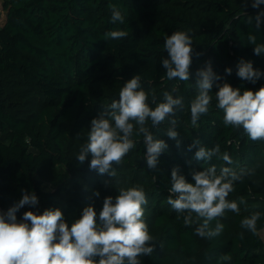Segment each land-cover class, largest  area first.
Instances as JSON below:
<instances>
[{
  "label": "trees",
  "instance_id": "1",
  "mask_svg": "<svg viewBox=\"0 0 264 264\" xmlns=\"http://www.w3.org/2000/svg\"><path fill=\"white\" fill-rule=\"evenodd\" d=\"M5 20L0 22V208L7 210L24 192L35 193L39 204L24 206L16 213L38 214L47 208H60L71 227L83 209L93 205L97 212L107 196L115 197L120 187L140 185L148 203L144 219L154 238V252L141 256V264H264V141L250 140L243 129L226 127L223 111L215 93L217 85L258 91L264 87V53L254 54L247 42L249 33L264 44V18L259 29L255 17L264 11L251 7V0H0ZM111 5L125 12V22H111ZM251 17V23L248 18ZM112 30L128 32L126 38L105 40ZM186 31L193 40L190 80L169 81L162 60L169 58L164 49L165 36ZM251 61L261 72L255 83L240 79L237 64ZM210 62L221 77L213 83L209 111L196 126L191 124L190 102L198 93L196 72ZM231 68V75L225 69ZM141 76V87L157 102L163 92L178 91L184 98L177 111V140L164 134L167 121L150 130L168 145L155 169L144 158L146 145L134 137L136 146L110 177L89 169L91 155L83 164L76 156L87 142L91 121L98 118L113 99H119L123 84L134 75ZM199 141L194 145L195 141ZM220 145L232 160L227 164L215 156L197 160L200 147ZM191 147L189 151V146ZM216 165L255 169V174L236 182L229 200L243 197L240 213L226 211L218 218L223 232L214 238L195 235V226L183 224V216L167 204L171 172L189 183L193 172ZM44 185L50 187L49 190ZM99 192V196L94 193ZM175 198V197H173ZM253 212L261 214L258 234L241 227V220ZM216 221L212 222L215 227ZM242 234V235H241ZM230 255V261L220 257Z\"/></svg>",
  "mask_w": 264,
  "mask_h": 264
},
{
  "label": "clouds",
  "instance_id": "2",
  "mask_svg": "<svg viewBox=\"0 0 264 264\" xmlns=\"http://www.w3.org/2000/svg\"><path fill=\"white\" fill-rule=\"evenodd\" d=\"M264 0H251V7L258 9ZM111 22L123 24L125 12L116 5H111ZM264 11L255 17L256 28L259 29ZM251 17L248 23H251ZM128 32L112 30L104 34L105 40H120L126 38ZM247 42L254 45V54L264 53V44L257 43V37L249 33ZM164 49L168 57L162 60L166 69L167 80H190V68L193 56V40L186 31H174L165 36ZM226 74L231 75L232 69L226 68ZM236 75L255 83L261 72L253 68L251 61L241 59L237 64ZM221 79L214 73L211 63L196 72L195 87L197 95L190 102L191 124L197 125L202 115H206L212 102L211 90L213 83ZM215 93L217 107L223 111V123L226 127L243 129L252 141H264V87L258 91L233 88L229 83L217 85ZM178 91L173 86L172 92ZM172 92L164 91L163 100L157 102L152 95L149 105V94L141 87V76L134 75L123 84L119 91V99H113L98 118L91 121L87 142L81 146L76 159L83 164L91 155L89 169L99 174L117 175L113 165H120L127 154L135 148L136 139L142 137L146 145L145 160L148 168L155 169L160 155L168 145L163 139L156 138L148 126L159 130L158 126L167 121L164 134L177 140V111L183 110L184 98L174 96ZM199 141H195L198 144ZM189 146V151L191 147ZM222 159L227 164L232 160L227 152L221 154L220 145L213 148L200 147L195 158L210 161L213 157ZM178 168L171 172L170 196L167 204L176 213L177 219L183 216L184 226H195L194 233L201 238L219 236L224 225L218 218L226 211L240 213L239 204L246 201L243 197L229 200V194L234 191L236 182H243L246 176L255 174V169H240L235 171L230 167H222L217 172L216 165L207 167L204 171L193 172V183L178 175ZM115 197L107 196L103 207L97 212L93 205L86 206L79 219L71 227L65 222L60 208H47L42 214L33 211L23 213L17 220L16 213L24 206L36 207L39 204L36 194L24 192L22 198L7 212L0 211V264H141V256H151L154 252V238L149 233L144 219V206L148 203L145 190L140 185L120 187ZM99 196V192L94 193ZM175 197V198H173ZM259 212H253L240 222L241 227L252 234H258L257 222ZM216 221L215 227L212 222ZM242 235V234H241ZM222 261H230V255L220 257Z\"/></svg>",
  "mask_w": 264,
  "mask_h": 264
},
{
  "label": "rangeland",
  "instance_id": "3",
  "mask_svg": "<svg viewBox=\"0 0 264 264\" xmlns=\"http://www.w3.org/2000/svg\"><path fill=\"white\" fill-rule=\"evenodd\" d=\"M0 10H2V5H1V3H0ZM1 20H2V22H3V20H5V13H4V11H3V13H2V16H1L0 22H1ZM44 188L49 190L50 187H47L46 185H44ZM261 237H262V239L264 240V230L261 231Z\"/></svg>",
  "mask_w": 264,
  "mask_h": 264
},
{
  "label": "built area",
  "instance_id": "4",
  "mask_svg": "<svg viewBox=\"0 0 264 264\" xmlns=\"http://www.w3.org/2000/svg\"><path fill=\"white\" fill-rule=\"evenodd\" d=\"M0 211L6 212L5 210H3V209H1V208H0Z\"/></svg>",
  "mask_w": 264,
  "mask_h": 264
}]
</instances>
